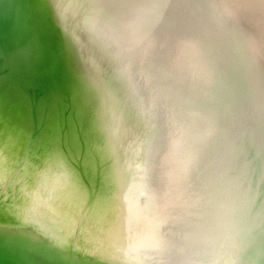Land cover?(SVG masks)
Segmentation results:
<instances>
[{"label":"bare ground","instance_id":"obj_1","mask_svg":"<svg viewBox=\"0 0 264 264\" xmlns=\"http://www.w3.org/2000/svg\"><path fill=\"white\" fill-rule=\"evenodd\" d=\"M149 4L155 14L159 10L158 16L165 18L166 14L174 19H170L169 35L160 33L152 40L148 33L142 34V39L141 34L134 33L135 41L145 44L147 53L125 33L129 26L121 23L108 26L92 3V7L82 10V15L75 1L61 0V17L57 16L60 21L57 32L64 31L61 25L71 28L66 29L69 37L59 33V40L66 48V65L74 81L77 80L82 95L89 90L100 101L98 104L93 99L89 101L94 112L93 115L90 112V127L82 128L86 151L91 138L87 133L92 131L108 168L115 159L118 167L119 162L122 166L121 178L127 184L122 189V199L117 196L115 201H122L120 213L117 209L119 242L124 246L128 243L129 250L135 249L134 246L149 249L155 239L153 225L173 226L177 225L173 224L176 219H186L183 205L187 201H184L192 200L193 186L199 190L202 184L197 183L196 177L177 174L180 168L187 170L190 164L203 161L213 143L232 134L223 128L224 121L239 119L242 114L262 118L264 122V0H149ZM91 40L104 44L93 45ZM238 68L245 71L244 76ZM81 99L85 102L86 96ZM26 113L13 108L9 116L22 117ZM23 120L24 128L29 127L27 118ZM51 129L44 130L40 137L48 136L49 156L36 187L37 195L45 199L37 206L66 223L73 216L68 214L73 213L78 203L83 205L85 196L63 159L75 161L79 154L76 146L66 145L63 156L58 138L49 137ZM249 129L264 136V127L260 125L254 124ZM27 132L22 133L19 147L25 145ZM10 143L9 139L0 142V159L7 151H14L8 146ZM76 143L79 148L80 143ZM234 143L239 145L236 140ZM107 144L112 154L111 148H105ZM212 155L210 163L207 159L203 165L209 163L215 170L225 164L231 170L234 167L245 189L250 194L255 191L254 199L264 203V182L257 179V174L250 170L245 173L244 166H238V160L233 161L230 150ZM107 177L104 187L110 183ZM111 178L114 182V172ZM139 179L144 191L138 192L135 211L133 191ZM225 179L229 180L216 177L218 183ZM180 181L188 185L179 187ZM234 185L239 184L234 182ZM188 221L179 224L183 235L199 228L194 220ZM191 243L197 244V239ZM193 250L196 249L189 247L190 253ZM238 256L248 258L246 252Z\"/></svg>","mask_w":264,"mask_h":264},{"label":"water","instance_id":"obj_2","mask_svg":"<svg viewBox=\"0 0 264 264\" xmlns=\"http://www.w3.org/2000/svg\"><path fill=\"white\" fill-rule=\"evenodd\" d=\"M60 1L0 0V142L9 139L12 143L8 146L14 149L0 159V264H264V203L254 199L255 191L250 194L245 189L234 167L231 170L230 165L225 164L215 170L209 165L213 153L230 150L234 154L233 161L238 160V166L243 165L245 173L250 170L264 182V136L249 129L254 124L264 127V122L262 118L242 114L239 119L222 123L232 134L212 142L211 152L203 158V161L209 159L208 165L199 161L198 166L195 163L187 170L180 168L177 175L196 177L197 183L202 184L199 190L193 186L192 200L184 201H187L183 205L186 219H176L173 224L177 225L173 226L153 225L155 239L149 249L134 246L135 249L129 250L128 243L120 245L117 209L120 213L122 201L115 200L117 196L122 199V189L127 183L121 178L120 162L118 167L116 159L113 163L110 161L112 165L108 168L92 131L87 133L91 138L86 151L82 128L90 127V112L92 115L94 112L89 101L93 99L97 104L100 101L91 91L83 90L86 96L83 102L81 97L85 96L66 65V48L59 40V33L69 37L66 29L71 28L61 25L64 31L57 32ZM70 1L78 4L82 15V10L96 6V13L108 26L126 24L130 28L125 33L134 42H139L135 41L134 33L141 34L140 39L142 34L148 33L152 40L157 35H169L170 19H174L166 14L165 18L158 16L159 10L155 14L149 0ZM49 18L55 22H50ZM91 41L93 45L104 44ZM139 43L140 49L147 53L145 44ZM108 53L110 50L105 54ZM241 65L244 68V64ZM243 74L245 71L241 69V76ZM13 108L27 113L10 118ZM97 109L100 110L98 105ZM23 118H27L29 127L24 128ZM47 128L51 129L49 137L58 138L63 156H66V145L76 146L79 154L75 161L63 159L85 196L83 205L78 203L73 213L68 214V217L73 216L66 223L37 206L45 199L37 195L36 187L47 167L48 136L40 138ZM25 130L28 137L25 145L19 147ZM133 133L136 137L137 133ZM234 140L239 145H235ZM74 141L80 143L79 148ZM214 146L216 150H212ZM105 148L111 147L107 144ZM110 151L112 154V148ZM107 175L110 183L104 187ZM216 175L229 180L218 183ZM139 182L133 191L135 211L138 210V192L144 191L141 179ZM179 183V187L188 185ZM187 190L190 191V187ZM148 208L146 203V211ZM187 220L189 223L194 220L199 228L193 231L190 228L191 232L183 235L179 224ZM234 238L238 239L233 241ZM196 239L198 243L193 245L191 241ZM191 246L196 250L190 253ZM245 252L248 258L238 256Z\"/></svg>","mask_w":264,"mask_h":264}]
</instances>
